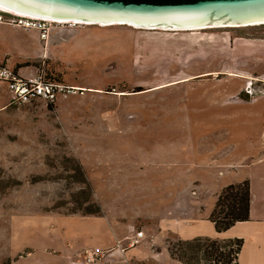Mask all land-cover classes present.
Here are the masks:
<instances>
[{"label": "rangeland", "instance_id": "obj_1", "mask_svg": "<svg viewBox=\"0 0 264 264\" xmlns=\"http://www.w3.org/2000/svg\"><path fill=\"white\" fill-rule=\"evenodd\" d=\"M47 21V39L0 24V63L70 87L52 103L11 104L0 81V264L44 263L66 234L80 242L73 254L78 246L68 245L70 264L96 248L106 263L114 247L121 254L122 243L152 237L178 251L179 239L164 234L187 205H200V160L232 152L233 134L246 125L228 118L264 89H250V38L264 37V25ZM88 205L101 212L83 214ZM90 231L98 235L81 244ZM138 231L144 237L131 247ZM106 233L124 240L103 248Z\"/></svg>", "mask_w": 264, "mask_h": 264}, {"label": "crops", "instance_id": "obj_2", "mask_svg": "<svg viewBox=\"0 0 264 264\" xmlns=\"http://www.w3.org/2000/svg\"><path fill=\"white\" fill-rule=\"evenodd\" d=\"M256 82L264 84V37L250 38V89ZM240 108L241 110L238 108L228 118L232 124L246 125L245 130L233 134L232 152L225 159L221 154L222 160L216 158V155L200 160L205 167H214L212 169L215 171H213L214 175L210 176L209 171L212 169L208 171L206 168L201 178L199 187L204 189L199 191V200L197 201L200 202V205L196 207L187 205V216L174 221L167 228L168 234L164 235L167 239L170 233L183 241L199 237L222 241L242 239L243 245L238 256V264H264V89ZM217 173H220L221 176L219 177ZM245 180L250 183V219L246 222L236 223L227 231L217 232L214 223L210 220V215L215 207L218 194L224 187ZM206 192H210V195L208 194V196ZM78 222L80 225V221ZM86 235L87 238L80 239L81 244L84 242L89 244V241L95 239L98 234L90 231ZM66 236L65 240L57 241L59 255L57 254L49 260L45 259L46 263H43L42 258L38 264H70L69 255H67L69 253L68 245L78 246L71 251L73 254L80 248V242L72 239L69 234ZM153 239L154 237L151 241L130 248L122 243L124 239L115 234H107L99 244L104 248L109 244L117 245L121 242L122 246L127 249L120 254L117 253L119 249L114 247L115 251L107 256L105 264H182L171 256L167 243L156 246ZM32 264L35 263L32 262Z\"/></svg>", "mask_w": 264, "mask_h": 264}, {"label": "water", "instance_id": "obj_3", "mask_svg": "<svg viewBox=\"0 0 264 264\" xmlns=\"http://www.w3.org/2000/svg\"><path fill=\"white\" fill-rule=\"evenodd\" d=\"M0 7L46 20L147 29L264 25V0H0Z\"/></svg>", "mask_w": 264, "mask_h": 264}, {"label": "trees", "instance_id": "obj_4", "mask_svg": "<svg viewBox=\"0 0 264 264\" xmlns=\"http://www.w3.org/2000/svg\"><path fill=\"white\" fill-rule=\"evenodd\" d=\"M82 174V172H80ZM83 178V183L90 190V186ZM251 191L250 183L245 180L239 184H232L223 188L218 195L215 207L210 215L217 232L221 233L232 228L236 223L250 219ZM92 205L82 209L83 214H99L100 207L94 210ZM243 245L242 239L225 241L209 238H195L193 240H179L178 251L176 245H169L171 256L182 264H238V256Z\"/></svg>", "mask_w": 264, "mask_h": 264}, {"label": "built area", "instance_id": "obj_5", "mask_svg": "<svg viewBox=\"0 0 264 264\" xmlns=\"http://www.w3.org/2000/svg\"><path fill=\"white\" fill-rule=\"evenodd\" d=\"M8 23L19 28L29 30L35 29L41 33L43 39H47L51 32L52 23L46 19L18 16L5 11H0V24ZM0 81L7 85L11 104H27L33 101L42 100L54 102L70 87L64 84L48 80L43 76L35 75L32 78L22 77L16 71L9 68L5 63H0ZM144 237L143 231H138L130 239V246L134 247ZM83 259L81 264H105L104 252L100 249H86L81 253Z\"/></svg>", "mask_w": 264, "mask_h": 264}, {"label": "bare ground", "instance_id": "obj_6", "mask_svg": "<svg viewBox=\"0 0 264 264\" xmlns=\"http://www.w3.org/2000/svg\"><path fill=\"white\" fill-rule=\"evenodd\" d=\"M0 10L1 11H9V12H12V13H16V12H13V11H10V10H7V9H4V8H2V7H0ZM16 14H19V13H16ZM22 15V14H21ZM105 26H106V24H105Z\"/></svg>", "mask_w": 264, "mask_h": 264}]
</instances>
